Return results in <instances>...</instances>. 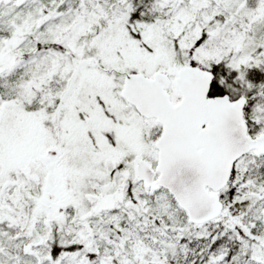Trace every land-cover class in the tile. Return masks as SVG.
<instances>
[{
    "label": "snow or ice",
    "instance_id": "snow-or-ice-1",
    "mask_svg": "<svg viewBox=\"0 0 264 264\" xmlns=\"http://www.w3.org/2000/svg\"><path fill=\"white\" fill-rule=\"evenodd\" d=\"M0 264H264V0H0Z\"/></svg>",
    "mask_w": 264,
    "mask_h": 264
}]
</instances>
